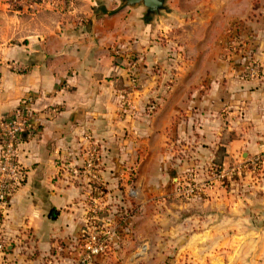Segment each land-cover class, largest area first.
I'll list each match as a JSON object with an SVG mask.
<instances>
[{
    "label": "crops",
    "instance_id": "obj_1",
    "mask_svg": "<svg viewBox=\"0 0 264 264\" xmlns=\"http://www.w3.org/2000/svg\"><path fill=\"white\" fill-rule=\"evenodd\" d=\"M63 3L0 0V115L34 111L0 263L83 264L93 152L102 222L123 214L128 234L90 264H264V170L250 169L264 151V0H166L160 20L118 0ZM175 180L203 188L185 197Z\"/></svg>",
    "mask_w": 264,
    "mask_h": 264
},
{
    "label": "built area",
    "instance_id": "obj_2",
    "mask_svg": "<svg viewBox=\"0 0 264 264\" xmlns=\"http://www.w3.org/2000/svg\"><path fill=\"white\" fill-rule=\"evenodd\" d=\"M42 3L60 4L64 2L66 9L70 6V0H41ZM229 55L235 54L238 50V40L234 34H229L224 42ZM244 75L247 79H257L260 74L259 67L252 56H246L244 59ZM132 66L128 69V80L132 90H137L138 82L133 74L130 73ZM154 106L148 108L152 112ZM33 109L29 100H23L20 105L9 115H0V261L7 253L10 247L9 241L3 233V225L7 217L12 197L21 188L25 182V170L18 161L20 138L23 133L31 129L30 118L33 116ZM96 154L91 152L85 162V170L97 183L95 188V198H92L91 204L86 209L85 221L78 241L80 242L81 257L80 263L90 264L97 258L107 257L110 252L119 248L118 244L113 243L115 235L122 236L128 234L124 228L126 217L123 214H113L112 225L108 226L102 222L101 214L103 207V191L98 179L93 175ZM252 173H261L264 170V151L256 155L250 162ZM213 179L221 178V169L217 166H211ZM240 168L236 167L235 171ZM234 171V169H233ZM203 186L191 181H177L174 183V191L185 197L195 195L201 191ZM99 201V203H98ZM109 223V222H108ZM1 264V263H0Z\"/></svg>",
    "mask_w": 264,
    "mask_h": 264
},
{
    "label": "water",
    "instance_id": "obj_3",
    "mask_svg": "<svg viewBox=\"0 0 264 264\" xmlns=\"http://www.w3.org/2000/svg\"><path fill=\"white\" fill-rule=\"evenodd\" d=\"M121 7L131 9L142 7L145 9V16L160 20L163 12L166 11V0H118Z\"/></svg>",
    "mask_w": 264,
    "mask_h": 264
},
{
    "label": "rangeland",
    "instance_id": "obj_4",
    "mask_svg": "<svg viewBox=\"0 0 264 264\" xmlns=\"http://www.w3.org/2000/svg\"><path fill=\"white\" fill-rule=\"evenodd\" d=\"M8 3L10 5V8H16L21 6V3H24L25 5H29V4H42L41 0H8Z\"/></svg>",
    "mask_w": 264,
    "mask_h": 264
},
{
    "label": "trees",
    "instance_id": "obj_5",
    "mask_svg": "<svg viewBox=\"0 0 264 264\" xmlns=\"http://www.w3.org/2000/svg\"><path fill=\"white\" fill-rule=\"evenodd\" d=\"M102 10V9H101ZM102 14H105V12L104 13H102Z\"/></svg>",
    "mask_w": 264,
    "mask_h": 264
}]
</instances>
